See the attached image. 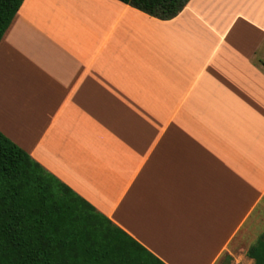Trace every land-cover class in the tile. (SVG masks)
Here are the masks:
<instances>
[{"label":"crops","instance_id":"obj_1","mask_svg":"<svg viewBox=\"0 0 264 264\" xmlns=\"http://www.w3.org/2000/svg\"><path fill=\"white\" fill-rule=\"evenodd\" d=\"M0 131L165 263L220 264L264 222V0L168 20L24 0L0 41Z\"/></svg>","mask_w":264,"mask_h":264},{"label":"trees","instance_id":"obj_2","mask_svg":"<svg viewBox=\"0 0 264 264\" xmlns=\"http://www.w3.org/2000/svg\"><path fill=\"white\" fill-rule=\"evenodd\" d=\"M23 1L0 0V41ZM120 1L168 20L190 0ZM247 255L264 264V231ZM0 264L167 263L0 131Z\"/></svg>","mask_w":264,"mask_h":264},{"label":"rangeland","instance_id":"obj_3","mask_svg":"<svg viewBox=\"0 0 264 264\" xmlns=\"http://www.w3.org/2000/svg\"><path fill=\"white\" fill-rule=\"evenodd\" d=\"M264 231V222L252 230L251 238L244 240L234 248V255H232L231 264H250L252 258L247 255V251L255 244L259 238V235Z\"/></svg>","mask_w":264,"mask_h":264}]
</instances>
